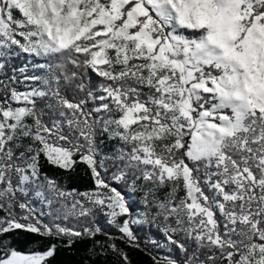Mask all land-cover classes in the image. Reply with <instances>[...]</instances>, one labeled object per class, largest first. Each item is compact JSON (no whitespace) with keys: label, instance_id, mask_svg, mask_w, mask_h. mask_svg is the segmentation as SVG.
I'll return each instance as SVG.
<instances>
[{"label":"snow or ice","instance_id":"6c2138e0","mask_svg":"<svg viewBox=\"0 0 264 264\" xmlns=\"http://www.w3.org/2000/svg\"><path fill=\"white\" fill-rule=\"evenodd\" d=\"M21 53L38 71L0 76V237L38 239H0V264H52L97 212L133 248L132 225L158 227L153 264H264V0H0V60ZM120 185L143 190L139 216Z\"/></svg>","mask_w":264,"mask_h":264},{"label":"trees","instance_id":"16d2710c","mask_svg":"<svg viewBox=\"0 0 264 264\" xmlns=\"http://www.w3.org/2000/svg\"><path fill=\"white\" fill-rule=\"evenodd\" d=\"M27 58L23 54L13 56L8 62L7 70L12 72L13 69L21 68ZM45 170L54 173L60 184L67 189L75 188L78 191H88L95 188L90 173L83 165L78 166L76 171L71 174L53 169L47 165ZM136 202L140 204V199H137ZM133 230L138 237L139 248H133L126 244L120 239L121 234L118 230L107 223L104 224L102 232L97 234L94 239L86 238L83 241H77L71 248H67L61 243L60 250L53 258L52 264H123L122 260L106 247L107 244L113 242V238L118 247L128 253L131 264H153L152 256L160 258L165 256L162 252L168 251L166 248H157L148 241L151 234L163 237L158 227L134 225ZM0 239L10 242L18 250L27 252L29 249L36 247L34 242L38 237L20 232L8 234L5 237H0ZM95 241H100L105 247H100ZM92 249H95V251H92Z\"/></svg>","mask_w":264,"mask_h":264},{"label":"rangeland","instance_id":"374dc122","mask_svg":"<svg viewBox=\"0 0 264 264\" xmlns=\"http://www.w3.org/2000/svg\"><path fill=\"white\" fill-rule=\"evenodd\" d=\"M22 54V53H21ZM25 56H27L26 54H23ZM13 56H9L3 60H0V63H5V69L0 70V76H3L5 73H8L9 75L12 74V72H9L7 70V66H8V62L11 60ZM28 57V56H27ZM33 63H35L31 57H28L27 59H25L24 65L22 67H27L28 68V74H32L33 72H37L38 70L33 68L32 65ZM19 69V68H18ZM17 75H19V73H16ZM18 87H20L22 89V85H18ZM99 139L102 141V143L100 144V148L102 153L106 154V155H113L115 154V152L117 151L119 144L117 141L109 139L108 136L106 134H102ZM114 161H106V164L109 168V175L111 174L112 171L115 170L114 167ZM103 175V173H102ZM141 182H138V184H140ZM115 186V184H114ZM121 188H124L123 185H120ZM67 189V188H66ZM70 190V189H69ZM124 190L127 192V197L129 198L130 202L133 203L135 205V215L139 216L140 213H142L144 211V207L143 205L140 203H137L136 200L140 199V201L143 198L144 192L143 190H141L139 187L137 189V191L135 192H131L128 189L124 188ZM90 191V190H88ZM167 191V189H160L158 190V195L159 196H163L164 193ZM182 194V193H181ZM36 207L39 210H43V211H47V208L40 204L38 201L36 202ZM17 211L19 212L20 210L17 209ZM45 222H48L50 220V217H44ZM70 226H73L77 229H80L82 227L88 226V227H100L101 229L103 228L104 224H107V217L100 214V213H96L95 215L86 217V218H71L68 222H67ZM157 224H160V220L156 221ZM134 225H132L133 228ZM134 231V230H133ZM152 239L158 240L163 242L164 238L157 236L156 234H151L149 237L148 241H151ZM155 246V245H154ZM156 247V246H155ZM166 250H168L166 248ZM162 254L164 255H168V251L162 252Z\"/></svg>","mask_w":264,"mask_h":264}]
</instances>
